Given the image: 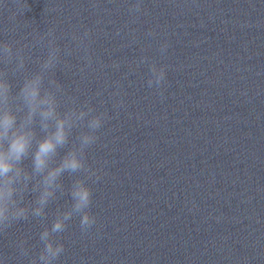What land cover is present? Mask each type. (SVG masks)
Segmentation results:
<instances>
[{"label": "water", "instance_id": "water-1", "mask_svg": "<svg viewBox=\"0 0 264 264\" xmlns=\"http://www.w3.org/2000/svg\"><path fill=\"white\" fill-rule=\"evenodd\" d=\"M134 2L0 0V41L32 46L54 27L61 48H75L70 34L92 29V68L80 72L77 52L55 76L111 117L87 151L101 170L88 181L97 223L82 234L79 217L68 222L57 264H264V0H144L135 19ZM26 51L46 55L39 44ZM141 56L169 66L163 99L147 87ZM9 79L17 90L22 77ZM73 179L65 174L66 189ZM70 203L50 204L46 223ZM40 231L36 219L14 223L0 253L28 264L15 244L38 252Z\"/></svg>", "mask_w": 264, "mask_h": 264}, {"label": "clouds", "instance_id": "clouds-1", "mask_svg": "<svg viewBox=\"0 0 264 264\" xmlns=\"http://www.w3.org/2000/svg\"><path fill=\"white\" fill-rule=\"evenodd\" d=\"M143 3L144 0H135L129 5L128 12L134 19L142 12ZM148 35L156 33L150 31ZM70 37L75 48L66 45L62 49L54 27L37 32L32 46L39 44L46 49V55L34 61L26 51L32 46L0 41V235H6L20 221L36 219L41 223L39 241L43 247L38 252L33 253L26 246V239L15 244L18 258H27L28 264H57L65 251L59 237L74 217H79L82 234L97 223L91 212L93 189L88 181H99L101 170L88 164L87 151L97 143L98 133L111 117L106 109L98 111L90 101L79 103L77 98L66 94L56 78L58 67H70L63 57L77 52L82 53L81 59L85 61L80 72L92 68V29L73 31ZM169 46L167 41L159 45L161 56ZM29 62H34L37 70L29 71ZM145 63L149 68L147 87L155 88L163 99L169 66H158L155 60L149 62L147 56H141L137 66ZM112 66L119 68L115 63ZM17 74L22 81L14 91L9 77ZM116 85L118 90L111 95L121 97L113 103L119 109L125 101L119 82ZM65 174L75 176L67 189L63 183ZM65 195L71 203L63 210L59 207L55 210L49 226L46 223L49 205ZM28 196L32 199H26ZM11 259L0 253V264H11Z\"/></svg>", "mask_w": 264, "mask_h": 264}]
</instances>
